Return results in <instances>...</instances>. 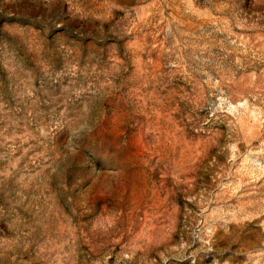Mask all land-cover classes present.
<instances>
[{"label":"rangeland","instance_id":"rangeland-1","mask_svg":"<svg viewBox=\"0 0 264 264\" xmlns=\"http://www.w3.org/2000/svg\"><path fill=\"white\" fill-rule=\"evenodd\" d=\"M0 264H264V0H0Z\"/></svg>","mask_w":264,"mask_h":264}]
</instances>
